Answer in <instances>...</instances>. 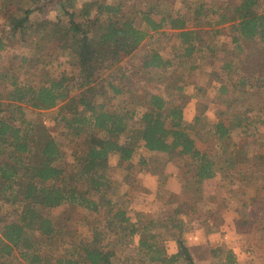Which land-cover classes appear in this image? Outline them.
<instances>
[{"label": "trees", "instance_id": "obj_1", "mask_svg": "<svg viewBox=\"0 0 264 264\" xmlns=\"http://www.w3.org/2000/svg\"><path fill=\"white\" fill-rule=\"evenodd\" d=\"M40 1L0 0V61L8 59L9 42L32 43L34 30L45 42L0 69V264H118L119 253L127 264H195L183 240L186 203L174 206L170 226L160 227L144 211L130 215L106 199L109 156L116 153V165L128 171L139 146L167 153L185 164L195 190L217 170L228 176L233 167L264 182V134L258 133L264 127V0H182L177 9L161 7L160 0L139 8L131 0H91L77 9L73 0H56V21L33 23ZM226 27L230 48L219 38ZM166 29L176 44L170 57L148 43L140 67H118ZM59 51L69 55L72 71L50 75L46 67ZM216 60L219 80L208 74L204 85L190 83L204 63ZM28 65L40 74L37 83L20 80ZM169 69L177 73L175 81L162 75ZM152 80L139 115L134 101L122 110L100 101L107 89L124 95L136 82ZM206 87L216 92L217 120L205 123L197 115L187 121L180 94L192 89L190 96L202 98ZM55 107L54 120L76 149L70 159L42 120L25 115L26 108ZM233 132L255 141L230 149ZM206 135L217 143L219 162L196 146ZM68 206L84 214L86 237L68 225L69 218L53 214ZM240 206L235 223L248 232L256 213ZM166 233L177 245L174 252L166 247ZM224 257V264H234L231 251Z\"/></svg>", "mask_w": 264, "mask_h": 264}, {"label": "rangeland", "instance_id": "obj_2", "mask_svg": "<svg viewBox=\"0 0 264 264\" xmlns=\"http://www.w3.org/2000/svg\"><path fill=\"white\" fill-rule=\"evenodd\" d=\"M76 3V9L84 2L91 0H73ZM110 2L111 0H105ZM128 1V0H126ZM126 1L124 3H126ZM148 0H131L138 8L144 5V2ZM150 1V0H149ZM161 7H169L177 9L181 6L182 0H160ZM40 8L35 10L31 16L33 23L48 21L53 22L57 19V14L60 12V7L56 0H41ZM40 30H34L33 42L30 40L25 44H19L18 40L9 42L6 48V56L8 59L0 61V69L2 65H6L13 55L18 57L19 55L29 52L34 45L45 44L44 40H39ZM230 29L226 27L219 38L227 43L226 48H230L232 44L229 43ZM152 41V42H151ZM31 43V44H30ZM153 43L154 47H157L158 51L164 56H171L173 49L176 47L173 37V31L166 29L164 36L155 35L152 38H147L141 47L136 50L131 58H125L121 61L118 67L123 71H127L134 67H140L141 63L147 58L148 48L147 44ZM32 46H30V45ZM230 51V50H229ZM231 55L225 53V56ZM50 66L46 67V71L50 75H57L63 72H71L72 67L68 54L61 53L60 51L54 56L53 61L49 63ZM60 64V65H59ZM219 61L204 63L201 69L194 74L191 78V84L201 86L207 82L208 74L213 78H217V72H219ZM28 65L26 69L22 71L20 80L24 83H37L40 79V74L36 71V67ZM133 67V66H132ZM117 69V67H116ZM160 73L159 70H156ZM217 71V72H216ZM167 77L171 76V80L175 81L177 73L174 69H169L162 73ZM107 76V75H106ZM220 79V78H219ZM219 79H216L219 80ZM153 81V80H152ZM214 83H216L214 81ZM153 82H136L135 90L132 87L128 88V93L124 95H113V93L107 89V93L100 97V101L105 104L108 109L122 110L129 109L132 104L135 103L137 108V115L144 109L141 102L145 91L153 90ZM213 85V82H212ZM192 86V85H191ZM191 88V87H190ZM207 92L204 97L201 98L190 96L193 92L192 89H187L184 95L180 94V98H184V117L187 121L193 120V118L199 115L203 118L205 123H213L217 120L215 114L217 110L214 105L216 101V92L211 87L207 88ZM134 101V103H132ZM208 102V107L204 112H201L202 105ZM236 109L241 108V105H236ZM58 108H43L41 110H32L30 108L25 109V115L31 120H42L44 124L51 131L52 135L58 139L61 144L63 153L70 159L73 153L76 151L73 144L69 143L67 139H64L61 134V129L54 120L57 116ZM258 133L264 134V127L258 128ZM229 148L234 145L242 144L244 142L252 141L254 136L247 133H231ZM196 146L201 152H205L212 159L220 161L218 157L217 143L207 135L203 139L197 138ZM118 155L116 153L109 156V167L107 175L109 176V187L106 192V199H110L118 206L125 207L126 211L133 215L135 211H144L148 217L154 219L160 227L162 225H169L168 217L173 216V209L177 203H186L185 209L189 210L188 217L185 215L180 216L185 223V232L183 234V240L191 253L189 244L200 243L201 246L197 249V254L201 259L196 264H224L222 258L225 256L227 250L231 246V242L241 244L240 248H247L251 251L253 246L259 243H264V182L256 178V176H247L242 169L233 167L231 168L228 176L218 172L215 177L204 181L203 186L199 190H195V185L192 183L190 174L186 173L187 167L184 163L179 162L176 158L169 159L167 153L151 152L142 147L135 149L134 155L130 162L132 167L127 171L126 169L116 165ZM172 196V197H171ZM171 202L165 201L170 200ZM241 203H245V208L256 213L252 218L251 229L248 232L239 230L236 225V219L239 214L238 209H241ZM240 206V207H239ZM70 207V206H68ZM103 208V206H102ZM260 215H258V214ZM262 213V214H261ZM53 214H60L64 218H69L68 225L71 228H77L79 237H86V226H82L81 221L84 219V214L81 209H71L67 207L55 208ZM176 218V217H175ZM159 227V228H160ZM167 238L166 247L168 251L174 252L177 250L175 241L169 239V233L164 234ZM260 240H262L260 242ZM251 244L248 246V244ZM261 248V247H258ZM211 249V251H210ZM219 250H222L219 252ZM262 249H257L259 254ZM120 254V261L118 264L125 263L124 258L127 257L124 253ZM192 255V253H191ZM209 255V258H207ZM224 255V256H223ZM260 257L259 255H256ZM251 256L247 258L249 261ZM256 257V258H257ZM261 262L264 264V254L261 257ZM253 260V258H251ZM246 262V263H247ZM180 261L179 264H183ZM245 263V262H244Z\"/></svg>", "mask_w": 264, "mask_h": 264}, {"label": "crops", "instance_id": "obj_3", "mask_svg": "<svg viewBox=\"0 0 264 264\" xmlns=\"http://www.w3.org/2000/svg\"><path fill=\"white\" fill-rule=\"evenodd\" d=\"M258 215H260V214H258ZM261 241L262 240H260V242ZM249 245H251V244L249 243L248 246ZM200 246H201L200 243L199 244L196 243V244H192V245L189 244V247L191 249V253H192V256L194 258L195 264L198 261L201 262V259H200V257L197 254V249H199ZM251 246H253V248L250 251L248 249L249 247L246 250V249L240 248L241 247V244L240 243H238V245H237L236 242H234V243L231 242V246L229 248V251L232 252L233 258L235 260L234 264H263V262H261V260H262L261 257L264 254V243L257 242V244L255 246L253 244ZM258 247H261V248H258ZM257 249H262L259 254L257 253ZM210 251H211V249H210ZM220 251H222V250H219V252ZM256 255H259L260 257H257ZM249 256H251V257H250L249 261L247 262L246 260H247V258H249ZM207 258H209V255H208ZM251 258H253V260H251ZM222 260L224 261L225 260V257H223Z\"/></svg>", "mask_w": 264, "mask_h": 264}]
</instances>
